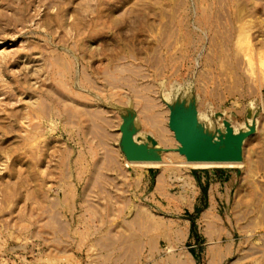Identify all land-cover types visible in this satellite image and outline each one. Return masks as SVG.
<instances>
[{
	"label": "rangeland",
	"instance_id": "1",
	"mask_svg": "<svg viewBox=\"0 0 264 264\" xmlns=\"http://www.w3.org/2000/svg\"><path fill=\"white\" fill-rule=\"evenodd\" d=\"M154 114L163 134L143 124L137 140L138 117ZM172 117L219 146L227 128L249 131L240 159L179 166ZM127 123L152 152L161 138L175 151L164 187L155 167L123 169ZM142 206L151 220L131 225ZM101 253L105 264H264V0H0V264H100Z\"/></svg>",
	"mask_w": 264,
	"mask_h": 264
},
{
	"label": "bare ground",
	"instance_id": "2",
	"mask_svg": "<svg viewBox=\"0 0 264 264\" xmlns=\"http://www.w3.org/2000/svg\"><path fill=\"white\" fill-rule=\"evenodd\" d=\"M262 53H261V57H262ZM65 70H68V67H67V65H65V68H64ZM74 81V80H73ZM85 83V82H84ZM75 84V83H74ZM73 86H75V85H73ZM58 89V88H57ZM61 89V88H60ZM85 89V88H84ZM70 91V90H69ZM74 94V93H73ZM68 95H70V94H68ZM69 98H71V97H69ZM61 99V98H60ZM65 99H68V98H66L65 97ZM58 101H60V100H58ZM63 102H65L64 100H62ZM61 102V101H60ZM69 103H70V101H69ZM74 103V102H73ZM76 103V102H75ZM83 103V102H82ZM86 103V102H85ZM85 103H84V105H85ZM64 104V103H63ZM35 105V104H34ZM41 105V104H40ZM79 105V104H78ZM81 105V104H80ZM68 106V105H67ZM70 106V105H69ZM82 106H83V104H82ZM86 106V105H85ZM33 107V106H32ZM71 107V106H70ZM36 108H39V106L38 107H36ZM68 109V108H67ZM70 109V108H69ZM85 109H87V108H85ZM36 110V109H35ZM65 111H67V110H65ZM85 111V110H84ZM83 111V112H84ZM68 112V111H67ZM66 112V113H67ZM74 112V111H73ZM40 113H41V111H40ZM60 113V115H61V112H59ZM69 113V112H68ZM86 113V112H85ZM84 113V114H85ZM87 113H89V112H87ZM69 115V114H68ZM83 115V114H82ZM89 115V114H88ZM90 115H91V117H92V119H91V122H93V126H94V129L96 130V131H98V129H103V126H101V124H104L105 123V117H103L101 114H99V113H97V112H95V113H93V112H90ZM89 115V116H90ZM149 115H152V113L151 114H149ZM149 115H148V117H145V116H143V117H138V123H137V125H138V128H139V131H137L138 133L137 134H135L136 135V139L137 140H142V139H145L144 137H145V135H146V132H143L144 130L142 129V127H143V124H145L144 125V129L146 128V126H148L149 127V129H152L153 130V132L154 133H156V136H155V138L157 137H159V135L160 134H163V131L159 134V129H155V127H154V125H156L157 124V122L155 121V120H157L158 119V117H157V119H156V115L154 116V118L155 119H153V118H150L149 117ZM65 116H66V114H65ZM79 116V115H78ZM147 116V115H146ZM64 117V116H63ZM68 117V116H67ZM69 117L70 118H73L74 117V115H73V113H71L70 115H69ZM84 117H85V115H84ZM151 117H153V115L151 116ZM67 120V119H66ZM82 120V119H81ZM84 120V119H83ZM87 121H89L90 122V120H87ZM99 121H100V123L101 124H99ZM66 124V123H65ZM73 124V123H72ZM87 124H88V122H87ZM86 124V125H87ZM89 126V125H88ZM85 127V126H84ZM106 127V126H105ZM169 127H170V129L173 131V132H178V133H180V134H183V135H185V134H187V132H190V131H192L193 133H194V139H195V141H196V143H197V145H198V147L199 148H201V149H204L203 151H204V155H205V158L204 159H202V160H187L186 158H185V156L183 155V154H181L180 153V150H179V148H180V144H179V147H178V152H179V155L181 154V155H183L184 156V160H181L179 163H178V165L179 166H184V167H188V166H192V167H196V168H199V169H204V168H212V167H215L216 165H218V162H222L223 160H231V159H235V160H238V159H240V157H241V142L243 141V139H244V137L246 136H241L242 134H239V135H233V133H231L230 131H228V128L226 129V134H225V137L222 139V146H219L217 143H215V142H213V140L211 139V138H207V140H206V142H204V141H199V136H198V134H197V131H196V129H197V124H196V122L194 121V120H192V121H190L189 120V118H182V119H180V120H177V119H174L173 117L170 119V121H169ZM93 128V127H92ZM125 127H120L119 128V132L121 133V136H122V132H123V129H124ZM106 130V129H105ZM148 131V130H147ZM88 133V132H87ZM93 133V132H92ZM103 133V132H102ZM153 133V134H154ZM98 134H100V133H98ZM153 134H151V136H153ZM174 135H175V133H174ZM84 136V135H83ZM87 136H88V134H87ZM95 136H97L96 134H95ZM102 136V135H101ZM162 136V135H161ZM85 137V136H84ZM83 137V138H84ZM107 137H109V135H107ZM106 137V138H107ZM135 136L133 135V138H134ZM148 137V136H147ZM150 137V136H149ZM229 138L230 139V142H229V144H227V145H224L223 144V140L225 139V138ZM234 137H240V142L237 144V142L235 141V138ZM248 137V136H247ZM85 138H88V137H85ZM103 138V137H102ZM105 138V139H106ZM161 138V137H160ZM147 139V138H146ZM162 139V138H161ZM161 139H160V141L158 140V143L156 144V145H154L155 146V148H153V152L151 151V149H149V148H152V147H148V146H150V145H147V144H145V143H142V144H144L146 147H147V149L149 150V152L153 155V157L151 158V159H145V160H127V159H123V164H122V167H123V169H127L128 170V173H133L134 174V176H135V178H138L139 176H141V175H144L145 174V172H146V170H144V168H147V167H155V168H157V169H159V175H158V179H157V185L156 186H158L157 188H160V187H164L165 185H167L168 184V180H172L171 178L172 177H170V172H169V167H168V165H169V162H168V159H169V157H168V155L167 154H170V153H175V151L173 152V150L170 152V153H167V154H164V151L166 150H164L163 149V147L164 146H162L163 145V143H162V141H164L163 139H162V141H161ZM175 139V138H174ZM106 140H108V139H106ZM105 140V141H106ZM121 140V139H120ZM135 140V139H134ZM150 140V139H149ZM148 140V141H149ZM153 140V139H152ZM155 140H157V139H155ZM176 140V139H175ZM208 140H210V141H212V143H213V145H215L216 147H218V148H221V147H225V149H226V156L224 157V156H213L208 150H207V142H208ZM89 141V140H88ZM136 141V140H135ZM142 141H144V140H142ZM147 141V142H148ZM177 141V140H176ZM139 142V141H138ZM151 142V141H150ZM155 142V141H154ZM166 141H164V143H165ZM178 142V141H177ZM96 143H97V141H96ZM106 143V142H105ZM140 143V142H139ZM153 143V142H152ZM179 143V142H178ZM102 144V143H101ZM100 144V145H101ZM107 144V143H106ZM102 145H105L104 143L102 144ZM101 145V146H102ZM243 145V144H242ZM108 146V145H107ZM110 150V149H109ZM112 150V149H111ZM168 150V149H167ZM154 152H156L157 154H160L161 156H162V158L160 159H158V156L156 155V154H154ZM177 152V153H178ZM235 152H239V154H240V156H239V158L237 159V158H235L234 156H233V153H235ZM116 153V152H115ZM165 153H166V151H165ZM96 155H98V154H96ZM101 155V154H100ZM116 155H117V153H116ZM108 156V159H109V161H110V164H112L113 166H120V161H118V159H119V157L117 158L114 154H108L107 155ZM160 156V157H161ZM102 157V156H101ZM104 157V156H103ZM102 157V158H103ZM181 157V156H180ZM207 159H213V160H207ZM100 160H102L101 158H100ZM100 160H99V162H100ZM215 160H217V161H215ZM219 160V161H218ZM103 162V161H102ZM101 162V163H102ZM215 162L217 163L216 165H214L215 164ZM221 162L219 163V165L221 164ZM230 162V161H229ZM228 161H227V163H229ZM96 163V162H95ZM94 163V164H95ZM223 164H225V165H227L226 163H224V162H222ZM234 162H232V164H233ZM238 162H235L234 163V165L235 164H237ZM96 164H98V163H96ZM95 164V165H96ZM100 164V163H99ZM109 164V163H108ZM222 164V165H223ZM231 164V165H232ZM239 164V163H238ZM95 165H94V167H95ZM100 165H102V164H100ZM221 165V166H222ZM230 165V164H229ZM240 165V164H239ZM108 166V165H107ZM228 166V165H227ZM94 167H92V168H94ZM97 167V166H96ZM101 167V166H100ZM112 167V166H111ZM98 168V167H97ZM119 168V167H118ZM121 168V167H120ZM112 169V168H111ZM99 170V169H98ZM108 170V169H107ZM106 170V171H107ZM113 171V170H112ZM117 172H118V170H117ZM119 172H120V170H119ZM93 173H94V170H93ZM93 173H92V175H93ZM102 173V172H101ZM104 173V172H103ZM116 174V173H115ZM94 175H96L97 176V174H94ZM93 175V176H94ZM101 174H99V176H100ZM117 176H120L119 174L117 175ZM116 176V177H117ZM175 177L176 176H179V173H176V175H174ZM89 179H88V181H87V183L88 184H92L93 183V181H92V179H94V178H90V177H88ZM96 178H98V177H96ZM95 178V179H96ZM110 178V177H109ZM94 179V180H95ZM103 179V178H102ZM106 179V178H105ZM108 179V178H107ZM87 180V179H86ZM97 180H99V179H97ZM96 181V180H95ZM95 181H94V183L93 184H95ZM112 181V180H111ZM124 181V180H123ZM98 182V181H97ZM181 182H182V184L181 183H179V184H181L180 185V187L182 188V190L184 189L185 190V188L186 189H189L190 188V183H189V181H187V180H184V179H182L181 180ZM86 183V184H87ZM106 183V182H105ZM112 183V182H111ZM85 184V185H86ZM107 184V183H106ZM117 184V183H116ZM110 185V184H109ZM119 185V184H118ZM121 185H122V183H121ZM88 186V185H87ZM86 186V188H88ZM93 186V185H92ZM91 187V186H90ZM98 187H99V185H98ZM102 187H104V186H102ZM101 187V188H102ZM116 188V187H115ZM100 189V188H99ZM118 189H119V187H118ZM87 190V189H86ZM95 190V189H94ZM101 190V189H100ZM100 190H99V192H100ZM106 190H107V188H106ZM88 191H90V190H88ZM108 191V190H107ZM109 192V191H108ZM90 193V192H89ZM93 193V192H92ZM102 193V192H101ZM106 193V192H105ZM103 194V193H102ZM107 194V193H106ZM105 195V194H104ZM111 195V194H110ZM91 197V196H90ZM111 197V196H110ZM117 197V196H116ZM105 198V197H104ZM103 198V199H104ZM118 198V197H117ZM112 199V198H111ZM114 199H115V195H114ZM102 200V199H101ZM107 200H108V198H107ZM116 200V199H115ZM58 201V200H57ZM104 202H105V200H104ZM107 202V201H106ZM105 202V203H106ZM119 202V201H118ZM59 203V202H58ZM58 203H57V206H58ZM116 203V202H115ZM88 204V203H87ZM107 204V203H106ZM112 204V203H111ZM114 204V203H113ZM100 205V204H99ZM104 205V204H103ZM98 206V205H97ZM120 206V205H119ZM141 206V205H140ZM87 208L86 209H90V207H88V206H86ZM91 207H93V205L91 206ZM101 207V206H100ZM104 207V206H103ZM93 208H95V207H93ZM97 209V208H96ZM103 209V208H102ZM91 210V209H90ZM109 210H112V208L111 209H109ZM108 210V211H109ZM113 210H115V209H113ZM86 211V210H85ZM96 211V210H95ZM99 211V210H98ZM107 211V212H108ZM89 213V211L88 212H86V218H87V220H86V222H90V221H94L92 218H91V216H90V214H88ZM105 213V212H104ZM111 213V212H110ZM117 213V212H116ZM93 214V213H92ZM91 214V215H92ZM95 214V213H94ZM108 215V214H107ZM99 216H100V214H99ZM112 216V215H111ZM149 216V217H148ZM150 211H148L147 209H144L143 208V206H142V208H140V207H136V209H135V212H134V218L132 219V221H130L131 222V225L133 224L134 226H142V225H145L147 222H149V221H147V220H151L150 219ZM20 217V216H19ZM62 217V216H61ZM93 217V216H92ZM96 217V216H95ZM109 217V216H108ZM107 217V218H108ZM113 217V216H112ZM116 217V216H115ZM99 218V217H98ZM97 218V220L99 221V219ZM103 219H104V217H103ZM110 219V218H109ZM21 220V219H20ZM102 221H104V220H102ZM129 222V221H128ZM144 222H146L145 224H144ZM96 223V222H95ZM149 224V223H148ZM99 227V226H98ZM100 228H101V226H100ZM99 231H102V230H99ZM64 232V231H63ZM108 235H109V237H111L112 238V235H113V233L112 232H106ZM138 233V232H137ZM143 233V232H142ZM61 234V230L60 231H57V235L59 236ZM66 235H69V232H66L65 233ZM101 235V234H100ZM139 235V234H138ZM103 236H104V234H103ZM103 236H102V238H103ZM122 236H124L125 238H131L132 240H135V237H137V234H136V230L134 231H126V232H123V234H122ZM62 237V236H61ZM106 237V236H105ZM114 237H116L115 235H114ZM139 237V236H138ZM113 239V238H112ZM105 240V239H104ZM113 241V240H112ZM118 242V241H117ZM118 244V243H117ZM109 245V244H108ZM132 245V244H131ZM104 249H105V247H103ZM131 251V247L129 248V246L127 247V246H123V248H122V254L123 255H125V257L127 258L128 257V259L127 260H129L130 262H132L131 260V258L129 257L130 256V252ZM120 254V253H119ZM118 254V255H119ZM126 254H129V256L128 255H126ZM100 256H102L101 257V262H100V264H105L103 261L105 260V257L103 256V254L101 253L100 254ZM120 256V255H119ZM107 257H109V256H106V258ZM121 257H122V255H121ZM124 256H123V258H125ZM133 257V256H132ZM184 257V261L185 262H183V260H182V262H183V264H187L188 263V260L186 261V258L188 257L187 255H186V258H185V255L183 256ZM182 257V258H183ZM104 258V259H103ZM126 258H125V261H126ZM134 258V257H133ZM189 258V257H188ZM116 259H118V258H116ZM107 260H108V258H107ZM190 260V259H189ZM130 262H128V263H130ZM107 263V262H106ZM131 264V263H130Z\"/></svg>",
	"mask_w": 264,
	"mask_h": 264
},
{
	"label": "water",
	"instance_id": "3",
	"mask_svg": "<svg viewBox=\"0 0 264 264\" xmlns=\"http://www.w3.org/2000/svg\"><path fill=\"white\" fill-rule=\"evenodd\" d=\"M226 122V121H223ZM227 123V122H226ZM229 125V124H228ZM129 126H131V130L129 129ZM228 131L233 133V129L231 127L228 128ZM175 139L180 144V153L185 156L187 160H202L205 158L204 155V149H201L198 147L195 139H194V133L192 131L187 132V134L183 135L178 133L177 131L174 132ZM135 134L134 125L132 123H127L125 128L123 129L121 140H120V149L123 153V156L127 160H145V159H151L153 155L149 152L147 147L134 140L133 135ZM249 131H244L241 136L248 135ZM237 144L240 142V137H234ZM230 139L227 137L223 140V144L227 145L229 144ZM207 150L213 155V156H226V149L225 147L218 148L215 145H213L212 141L208 140L207 142ZM233 156L235 158H239L240 154L239 152L233 153Z\"/></svg>",
	"mask_w": 264,
	"mask_h": 264
},
{
	"label": "trees",
	"instance_id": "4",
	"mask_svg": "<svg viewBox=\"0 0 264 264\" xmlns=\"http://www.w3.org/2000/svg\"><path fill=\"white\" fill-rule=\"evenodd\" d=\"M195 229V224H194V221L192 220L191 223H190V231H194Z\"/></svg>",
	"mask_w": 264,
	"mask_h": 264
}]
</instances>
